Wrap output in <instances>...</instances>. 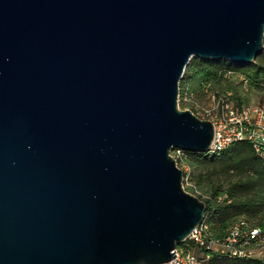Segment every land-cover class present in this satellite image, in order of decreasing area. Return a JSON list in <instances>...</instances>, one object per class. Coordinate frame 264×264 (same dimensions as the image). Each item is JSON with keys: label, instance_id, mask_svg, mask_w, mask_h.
<instances>
[{"label": "water", "instance_id": "water-1", "mask_svg": "<svg viewBox=\"0 0 264 264\" xmlns=\"http://www.w3.org/2000/svg\"><path fill=\"white\" fill-rule=\"evenodd\" d=\"M264 50V0H0V264H167L206 204L171 153L192 59Z\"/></svg>", "mask_w": 264, "mask_h": 264}, {"label": "trees", "instance_id": "trees-1", "mask_svg": "<svg viewBox=\"0 0 264 264\" xmlns=\"http://www.w3.org/2000/svg\"><path fill=\"white\" fill-rule=\"evenodd\" d=\"M230 73L245 75L248 84L264 90V50L255 63L245 68H237L229 61L193 60L181 81L180 96H205L207 86L219 95L227 94V90L220 93L216 88ZM185 158L194 185L186 190L191 194L197 191V197L206 204L205 222L215 239L224 240L236 229L241 244L250 229L264 231V161L250 142L234 143L218 153L185 151ZM203 251L210 253L211 264H264L259 258L234 257L205 248Z\"/></svg>", "mask_w": 264, "mask_h": 264}, {"label": "built area", "instance_id": "built-area-1", "mask_svg": "<svg viewBox=\"0 0 264 264\" xmlns=\"http://www.w3.org/2000/svg\"><path fill=\"white\" fill-rule=\"evenodd\" d=\"M232 75L235 74H228L229 77ZM240 78L248 84L245 75H240ZM204 92L211 105L204 107L203 104H196L195 111L187 110L201 120H207L213 124L214 138L207 153L222 152L234 143L248 141L253 145L256 155L264 161V105L240 106L234 99H231V93L219 95L211 90L210 86H207ZM194 99L193 94L186 93L183 98L179 95L178 104L182 102L188 105L194 102ZM171 156L176 160L178 167L183 170L187 187H194L189 182L191 170L185 163V151L176 149ZM198 194L195 191L193 195ZM239 238V231L235 229L224 240L215 239L209 225L204 220L203 224L177 247L174 259L167 264H211V255L203 251L204 248L234 257L264 260V231L258 228L250 229L249 234L244 235L241 244H238Z\"/></svg>", "mask_w": 264, "mask_h": 264}, {"label": "rangeland", "instance_id": "rangeland-1", "mask_svg": "<svg viewBox=\"0 0 264 264\" xmlns=\"http://www.w3.org/2000/svg\"><path fill=\"white\" fill-rule=\"evenodd\" d=\"M193 60H195V58H193L192 61ZM232 76L233 77H226L222 85L217 87L216 90H218L220 93H224L223 91L227 90L228 93L232 94V97H234L236 103L240 106H254L258 104L264 105V90L257 88L254 84L243 83L239 74ZM193 101L194 102L189 103L186 108H183L182 102H180L179 108L181 110L189 109L191 111H195L196 104H203L204 107H209L211 105L210 101L207 100V97L203 95H200L198 98L195 97ZM189 182L192 183L191 181ZM185 184L186 183L184 182V185ZM186 187L187 184L185 185V189Z\"/></svg>", "mask_w": 264, "mask_h": 264}]
</instances>
